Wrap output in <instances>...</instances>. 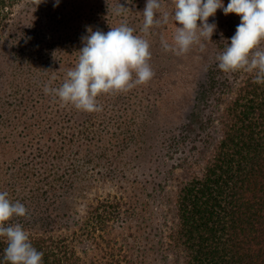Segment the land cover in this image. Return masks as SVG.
Returning a JSON list of instances; mask_svg holds the SVG:
<instances>
[{"label": "trees", "instance_id": "trees-1", "mask_svg": "<svg viewBox=\"0 0 264 264\" xmlns=\"http://www.w3.org/2000/svg\"><path fill=\"white\" fill-rule=\"evenodd\" d=\"M146 2L0 0V191L27 209L8 223L43 264H264V84L216 60L237 14L185 54L207 62L186 111L176 92L192 75L161 46L172 19L146 37L152 80L98 97L103 111L43 91L61 86L89 28L143 35Z\"/></svg>", "mask_w": 264, "mask_h": 264}, {"label": "clouds", "instance_id": "clouds-1", "mask_svg": "<svg viewBox=\"0 0 264 264\" xmlns=\"http://www.w3.org/2000/svg\"><path fill=\"white\" fill-rule=\"evenodd\" d=\"M58 4L56 0L54 6ZM172 4L174 11L169 12L164 0H147L142 12L143 35L135 34V29L123 22L111 26L108 32L89 28L88 35L82 37L78 62L67 71L61 86L46 84L45 94L77 110L101 112L98 97L126 93L154 77L149 63L151 45L146 38L153 29L172 19L182 27L176 26L171 43L161 37L163 50L176 56L189 53L195 46L203 50L202 38L211 40L217 28L215 23H209V17H214L218 9L225 15L235 13L241 20L230 44L216 57L219 69L225 73H254V82L264 84V0H230L227 7L223 0H172ZM127 9L119 3L113 11L122 16ZM26 216L24 204L13 203L8 192L0 191V238L7 244L4 260L8 264H43V252L32 245L29 234L20 224L8 223L13 217Z\"/></svg>", "mask_w": 264, "mask_h": 264}, {"label": "rangeland", "instance_id": "rangeland-1", "mask_svg": "<svg viewBox=\"0 0 264 264\" xmlns=\"http://www.w3.org/2000/svg\"><path fill=\"white\" fill-rule=\"evenodd\" d=\"M229 2L230 0H223L225 7H227ZM230 14L225 15L222 10L218 9L214 17H209V23H214V20H218V23H216L217 25L216 29H219L220 24H223L226 21L230 20L229 18L232 17ZM176 24L177 27H182V25H180L179 22H176ZM198 24H200V21H198ZM221 30H227V29L222 28ZM178 58L181 60L180 68L182 69V71L188 72L192 75L190 78H186L187 81H185V83H187V85L185 86L187 88L182 87L176 92L178 93V97L176 99L180 102L182 108L186 111L187 109H189V106L191 104L192 97L194 95V90L197 89L200 83L203 82L204 80L207 62L202 59H192V60L187 59L185 55L179 56ZM183 62L185 65H183ZM3 129L9 134L12 133L11 130L9 131L7 127H4ZM10 138H12V135H10ZM108 191L110 190H107L106 192Z\"/></svg>", "mask_w": 264, "mask_h": 264}]
</instances>
